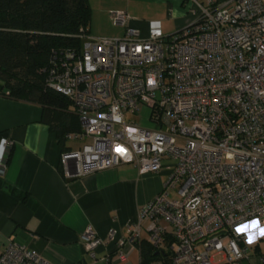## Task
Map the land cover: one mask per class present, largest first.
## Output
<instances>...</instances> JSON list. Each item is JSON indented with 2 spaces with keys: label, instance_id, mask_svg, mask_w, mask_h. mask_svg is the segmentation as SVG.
I'll return each mask as SVG.
<instances>
[{
  "label": "built area",
  "instance_id": "obj_1",
  "mask_svg": "<svg viewBox=\"0 0 264 264\" xmlns=\"http://www.w3.org/2000/svg\"><path fill=\"white\" fill-rule=\"evenodd\" d=\"M191 4L195 21L170 36L151 21L143 37L127 12L115 11L122 37L86 29L80 51L55 56L45 70L47 86L79 118L81 131L68 141H85L62 154L67 180L127 163L140 175L169 172L127 225L116 249L122 263L125 244L140 243L145 231L159 249L167 235L176 240L172 264H242L264 240V0ZM142 107L153 128L128 119ZM12 145L0 142V177ZM82 242L97 259L104 240L87 228ZM0 264L51 263L12 241Z\"/></svg>",
  "mask_w": 264,
  "mask_h": 264
},
{
  "label": "crops",
  "instance_id": "obj_2",
  "mask_svg": "<svg viewBox=\"0 0 264 264\" xmlns=\"http://www.w3.org/2000/svg\"><path fill=\"white\" fill-rule=\"evenodd\" d=\"M191 2L88 0L89 34L122 37L125 29L112 25L111 14L125 11L132 17L131 26L143 37L148 36L151 21L161 22L164 34L170 36L195 21L199 10ZM42 116L41 106L0 92V132L13 143L12 158L0 177V252L13 241L51 264H142L136 245L123 247L128 254L125 263L118 261L116 249L126 237L127 225L136 222L142 207L162 192L169 172L140 175L127 163L67 180L58 139ZM68 146L75 149L70 142ZM87 228L104 240L97 259L84 250L82 235ZM112 232L114 240L110 239ZM143 238H148L146 231ZM263 257L260 242L250 248L242 264H264ZM154 264H163V259Z\"/></svg>",
  "mask_w": 264,
  "mask_h": 264
},
{
  "label": "trees",
  "instance_id": "obj_3",
  "mask_svg": "<svg viewBox=\"0 0 264 264\" xmlns=\"http://www.w3.org/2000/svg\"><path fill=\"white\" fill-rule=\"evenodd\" d=\"M88 0H0V92L12 99L42 107V122L49 126L63 153L70 152L68 135L81 131L79 118L70 112V100L47 86V73L55 56L79 52L89 28ZM0 132V142L7 139ZM9 139V138H8ZM9 148L6 164L12 158ZM176 240L165 237V249L147 240L136 244L142 264H172Z\"/></svg>",
  "mask_w": 264,
  "mask_h": 264
},
{
  "label": "rangeland",
  "instance_id": "obj_4",
  "mask_svg": "<svg viewBox=\"0 0 264 264\" xmlns=\"http://www.w3.org/2000/svg\"><path fill=\"white\" fill-rule=\"evenodd\" d=\"M142 109L143 107L141 108V110ZM69 111L75 113V109L73 108L72 105ZM128 119L135 121L136 123L140 124L144 128H153V124L150 121V110L147 108L143 109L142 113H137V115L135 116H128ZM84 142L85 141H70V143L75 146V149H80ZM86 143H90V140L87 139ZM172 194H175V192L172 191ZM261 247L264 249V241H261ZM218 259L220 258L218 257Z\"/></svg>",
  "mask_w": 264,
  "mask_h": 264
}]
</instances>
